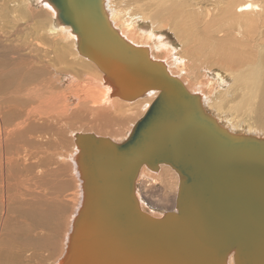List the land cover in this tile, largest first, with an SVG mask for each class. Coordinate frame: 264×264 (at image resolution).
I'll use <instances>...</instances> for the list:
<instances>
[{
	"label": "bare ground",
	"instance_id": "6f19581e",
	"mask_svg": "<svg viewBox=\"0 0 264 264\" xmlns=\"http://www.w3.org/2000/svg\"><path fill=\"white\" fill-rule=\"evenodd\" d=\"M16 3L13 11L20 12L21 20L29 23L23 29L28 32L25 40L15 39L7 49L0 48V264H66L63 257L69 233L84 196L77 165L81 159L77 137L86 133L114 143L126 141L157 92L148 90L136 98L123 97L121 81L80 53L77 35L58 20L48 0ZM31 3L41 9L36 10L34 22L27 10L33 7ZM102 4L109 25L121 38L133 48L145 49L150 60L164 65L168 74L180 80L197 99L198 114L211 131L220 128L235 136L264 140V0H103ZM167 32L177 40L179 49L170 43ZM101 47L99 44L92 56L103 53L105 48ZM79 67L92 71L83 81L73 74ZM188 67L191 71L185 78L182 69ZM201 68L212 78L217 71L215 82L200 74ZM84 117L95 123L96 129L78 125L70 130L69 119ZM63 132L71 140L66 154L59 149L66 139ZM68 169L74 180L70 211L62 217L66 209L60 210L45 232L44 215L64 204L63 183L53 181L56 174ZM178 181L172 165L158 162L149 167L142 163L133 182L139 210L153 219L176 211ZM170 186L172 207L167 205L168 193L164 190ZM207 196L211 198L212 193ZM147 204L153 209L159 204L166 210H146ZM249 210L247 206L246 214L237 217L239 223L231 221V226L225 217L222 219L224 236L243 224L254 231L246 218ZM257 212V218L264 221V202ZM210 215H205L208 227ZM257 229L264 233L263 224ZM58 233L59 244L51 239ZM256 240V244H262L264 234ZM114 242L107 237L96 246L108 252ZM88 248L83 255L101 253L98 248L94 252ZM246 250L258 251L254 247ZM225 261L236 264L232 250ZM240 264H246V260L241 259Z\"/></svg>",
	"mask_w": 264,
	"mask_h": 264
},
{
	"label": "water",
	"instance_id": "95a60500",
	"mask_svg": "<svg viewBox=\"0 0 264 264\" xmlns=\"http://www.w3.org/2000/svg\"><path fill=\"white\" fill-rule=\"evenodd\" d=\"M48 1L58 20L77 35L80 53L121 81L118 87L123 97L157 92L126 141L114 143L86 133L77 137L84 196L69 233L64 262L227 264V253L232 250L236 264L241 259L246 264H264V242L256 244L264 234L257 229L264 221L256 216L264 202V140L235 136L220 128L211 131L198 114L197 99L180 80L150 60L145 49L131 47L112 29L103 0ZM99 44L105 51L92 56ZM158 162L172 165L179 181L176 211L153 219L139 210L133 182L142 163L153 167ZM247 206V222L254 231L243 224L224 236L222 219L229 226L231 221L239 223L237 217L246 214ZM209 213L210 227L205 217ZM107 237L115 242L113 250L104 252L96 245ZM249 247L258 251L247 252ZM87 248L91 252L98 248L101 253L83 255Z\"/></svg>",
	"mask_w": 264,
	"mask_h": 264
},
{
	"label": "rangeland",
	"instance_id": "374dc122",
	"mask_svg": "<svg viewBox=\"0 0 264 264\" xmlns=\"http://www.w3.org/2000/svg\"><path fill=\"white\" fill-rule=\"evenodd\" d=\"M116 2H119V0H116ZM31 5H33V4L31 3ZM14 7H18V5L16 3V0H0V48L7 49V46L11 45L13 43V40H15V39L25 40L28 37V32L23 30V29H24V25L27 26V24L29 22H28V20H26V21L21 20V17L19 15L20 12H14L13 11ZM33 7L36 8V9H34ZM33 7L29 6L30 9H27L31 13L32 22H34L36 20V18H37L36 17V15H37L36 14V10L37 11H41V9L39 7H37L36 5H33ZM122 8L124 9V7H122ZM167 33L170 36V38H169L170 43L173 44V46L176 49H179L180 45L177 42V40L174 38L172 33H169V32H167ZM70 60H72L71 57H70ZM198 61H199V59L194 63L193 67L196 65V63H198ZM186 66H191V63H187ZM71 70L72 69H63V71L72 72ZM190 71H191V68H189V67L186 68V69H182L183 77L187 78L188 77V73ZM88 72L92 73V71L90 69L85 70V69H82V68L79 67V68L76 69V73H73V74L79 76L78 81H83V79H86V77L88 76V74H89ZM208 73L211 74L210 72H208ZM200 74H203L208 81L215 82L214 79L217 76V71H216L215 76L213 78L211 76H208L207 72L204 71L202 68L200 70ZM63 87H64V84H63ZM205 88L207 90V87H205ZM215 93H216V91H215ZM87 118H88V116H87ZM88 121H90V120L85 119V117L84 118H78L76 120L69 119V122H70L69 124L71 126L70 130L76 129L75 126L78 127V125L79 126L80 125L81 126L84 125L83 126L84 128L85 127L87 128V127L91 126V127H93V129L94 128L96 129L97 126L95 127V123H93V122L89 123ZM63 134H64V139H65V137H66V139L64 140L63 144L61 145V147L59 149L61 150L62 153L66 154V152L69 151V149L71 148V140L69 139L68 135L66 136L65 132H63ZM67 163H68V161H67ZM71 177L72 176H71V173H70L69 169L65 170L64 174H60V173L56 174V177H55V179L53 181V184L54 183L55 184L56 183L57 184L58 183H63L64 196L62 197V201H63L64 204L56 205L54 210L48 216H46V214L44 215L43 219L46 220V222L44 224V231L45 232H47V230H48V228L50 226H53L55 216H56L57 213H59L60 210L63 211V210L66 209L62 213V215H63L62 217H64L65 214H68V212L70 211L71 201H70L69 198H70V195H71L70 193H71L72 188H73L72 182L74 181ZM159 186L160 185H157V186H154V187L156 188V187H159ZM172 188L173 187H171V186L169 188L168 187L164 188V190L168 193V198H167L168 199V204H167L168 206H171V205L173 206V204H172L173 203V200H172ZM161 204H163V203H161ZM158 205L155 206L156 209H153L148 204L145 205L144 208L146 210H151V211L157 212V213L166 210L163 207L159 208ZM160 206H163V205H160ZM171 207H169V208H171ZM61 227H62V225L60 224V228ZM59 233L61 234V232H59ZM59 233L55 237L51 238L57 244H59L60 240H61V235Z\"/></svg>",
	"mask_w": 264,
	"mask_h": 264
}]
</instances>
